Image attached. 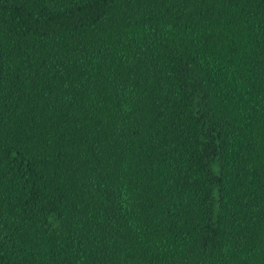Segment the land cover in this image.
Returning <instances> with one entry per match:
<instances>
[{"label":"trees","instance_id":"16d2710c","mask_svg":"<svg viewBox=\"0 0 264 264\" xmlns=\"http://www.w3.org/2000/svg\"><path fill=\"white\" fill-rule=\"evenodd\" d=\"M0 264H264V0H0Z\"/></svg>","mask_w":264,"mask_h":264}]
</instances>
